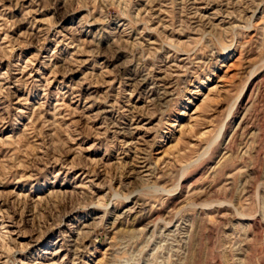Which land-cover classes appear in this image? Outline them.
<instances>
[{
  "label": "rangeland",
  "instance_id": "obj_1",
  "mask_svg": "<svg viewBox=\"0 0 264 264\" xmlns=\"http://www.w3.org/2000/svg\"><path fill=\"white\" fill-rule=\"evenodd\" d=\"M0 264H264V0H0Z\"/></svg>",
  "mask_w": 264,
  "mask_h": 264
}]
</instances>
